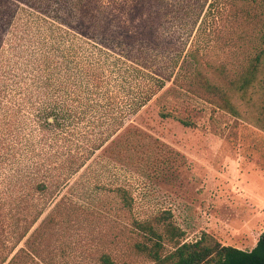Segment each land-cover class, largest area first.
<instances>
[{"label":"rangeland","instance_id":"374dc122","mask_svg":"<svg viewBox=\"0 0 264 264\" xmlns=\"http://www.w3.org/2000/svg\"><path fill=\"white\" fill-rule=\"evenodd\" d=\"M75 2L0 0V53L10 30L35 32L46 19L36 8L61 7L69 20ZM187 4L190 8L194 0H127L117 16L135 40H145L169 58L180 56L185 68L191 64L190 53L197 52L215 69L244 72L260 47L264 0H209L186 27L182 7ZM232 100L236 114L168 82L65 185L54 194L31 193L29 201L24 197L27 184L15 178L18 166L0 163L5 252L18 242L10 255L19 252L18 264H106V254L115 264H154L132 248L142 238L131 223L165 211L185 231L187 242L208 233L226 246L253 250L264 234L262 76ZM120 187L134 200L131 213L122 209L116 193ZM34 207L43 215L18 241Z\"/></svg>","mask_w":264,"mask_h":264},{"label":"trees","instance_id":"16d2710c","mask_svg":"<svg viewBox=\"0 0 264 264\" xmlns=\"http://www.w3.org/2000/svg\"><path fill=\"white\" fill-rule=\"evenodd\" d=\"M76 2L68 10L69 20L61 7L36 8L46 19L35 32L10 30L6 50L0 53V163L18 166L15 178L24 180L29 190L25 201L31 193L54 194L65 185L168 82L232 114L235 94L244 95L260 76L264 83V32L242 73L215 69L197 52L190 53L191 64L185 68L180 56L169 58L127 31L117 16L127 0ZM208 3L194 0L191 9L190 4L182 7L184 25L194 23L196 11L203 12ZM260 121L264 131V110ZM116 193L122 209L131 213L129 191L120 187ZM35 209L25 216V232L18 241L43 215ZM3 221L0 213V228ZM131 226L142 238L132 248L154 264H264V234L253 250L243 251L208 233L187 242L169 211L150 220L133 219ZM17 243L6 253L0 238V264H18L19 252L10 258ZM102 260L115 264L107 254Z\"/></svg>","mask_w":264,"mask_h":264},{"label":"crops","instance_id":"0c3cea01","mask_svg":"<svg viewBox=\"0 0 264 264\" xmlns=\"http://www.w3.org/2000/svg\"><path fill=\"white\" fill-rule=\"evenodd\" d=\"M253 223V220H250V221H245V223H244V225H246L244 228H242V231H245L247 228H249L250 227V225ZM261 227V224H259V226L258 227H256V229H248L249 230V232H253V231H255V230H258L259 228ZM248 230L246 231V232H248ZM245 241H247V240H245ZM245 241H244V243H245ZM220 242L223 244V245H229L227 242H224V241H221L220 240ZM231 247H234V248H237V246H233V245H230ZM238 249V248H237Z\"/></svg>","mask_w":264,"mask_h":264},{"label":"water","instance_id":"95a60500","mask_svg":"<svg viewBox=\"0 0 264 264\" xmlns=\"http://www.w3.org/2000/svg\"><path fill=\"white\" fill-rule=\"evenodd\" d=\"M263 242H264V235H263Z\"/></svg>","mask_w":264,"mask_h":264}]
</instances>
